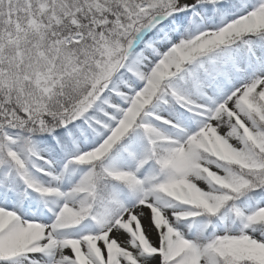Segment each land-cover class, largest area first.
Returning <instances> with one entry per match:
<instances>
[{"label": "snow or ice", "instance_id": "6c2138e0", "mask_svg": "<svg viewBox=\"0 0 264 264\" xmlns=\"http://www.w3.org/2000/svg\"><path fill=\"white\" fill-rule=\"evenodd\" d=\"M0 264H264V0H0Z\"/></svg>", "mask_w": 264, "mask_h": 264}]
</instances>
